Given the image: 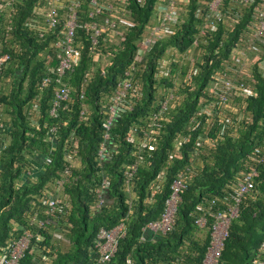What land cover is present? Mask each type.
Returning <instances> with one entry per match:
<instances>
[{
	"label": "trees",
	"instance_id": "1",
	"mask_svg": "<svg viewBox=\"0 0 264 264\" xmlns=\"http://www.w3.org/2000/svg\"><path fill=\"white\" fill-rule=\"evenodd\" d=\"M210 1L179 3L177 19L160 32L150 52L140 55L142 39L156 25L160 0H145L143 5L127 0V23L111 37L103 36L105 41L93 50L79 29L81 61L62 79L71 92L56 117L49 115V109L58 84L42 88L41 83L48 68L58 64L59 29L40 36L26 28V20L42 0L18 1L13 11L7 9L0 20V53L8 56L0 73V252L26 230L32 238L19 264H93L99 229L123 224L125 234L117 252L105 264H203L212 214L228 211V194L237 179L255 169L259 175L254 189L231 219L217 264H252L261 255L264 35L254 49H249V41L263 0L247 4L224 0L218 18L209 11ZM87 13L85 4L81 21ZM192 48L198 54L191 67L183 61ZM132 66L125 99L131 110L114 121L109 158L98 161L107 105ZM218 78L242 83L250 94L238 92L222 101ZM166 100L161 128L139 148L153 114ZM33 105L39 106L38 115L31 111ZM85 107L88 113L81 119ZM50 126L58 129L54 146L46 137ZM128 132L135 136L133 143L126 141ZM71 137L78 139L81 160L57 190L54 181L65 166L64 143ZM136 162V172L126 183V168ZM180 175L185 189L172 230L166 234L143 230L161 219L170 186ZM104 179L108 188L97 209L95 191ZM50 193L69 204L68 215L58 216L53 228L40 230L30 224V216L44 208ZM201 217L203 227L197 225Z\"/></svg>",
	"mask_w": 264,
	"mask_h": 264
},
{
	"label": "built area",
	"instance_id": "2",
	"mask_svg": "<svg viewBox=\"0 0 264 264\" xmlns=\"http://www.w3.org/2000/svg\"><path fill=\"white\" fill-rule=\"evenodd\" d=\"M23 0H0V20L7 9H12L15 2ZM188 0H160L156 6L155 21L156 25L148 30L147 35L142 39L141 48L137 54L143 52H150L154 42L164 32L165 27L177 19L178 6L181 2ZM224 0H211L209 3V11L212 17H219L220 7ZM242 4H247L251 0H238ZM85 2V3H84ZM145 0H136V3L143 5ZM88 7V13L85 19L81 21V14L84 5ZM13 11V9H12ZM129 13L127 0H42L41 5L33 9V14L26 20L25 26L31 31H38L42 36L49 31H57L59 29L60 38L55 42V47L59 50L56 58L58 64L56 67H49L48 74L43 78L42 88L48 87L52 82L58 84L52 92V99L50 101L49 115L52 117L57 116L58 109L62 103L68 101L71 89L63 81V77L80 64L81 54L80 46L76 44L77 33L79 29H83L87 36V41L90 42L91 48L94 49L98 46L99 41L103 40V36L117 33L119 25L127 23L124 15ZM256 21L252 33L250 35L249 49H254L257 45L256 41L264 35V0L256 15ZM9 28H7L8 30ZM1 31V27H0ZM237 55L246 58L243 51H237ZM93 61L98 59L95 53H91ZM8 56L0 53V73L3 65L6 63ZM134 70L133 66L130 70L126 71L125 79L119 84L117 90L111 96L109 104L106 108V118L102 123L103 128V142L97 151L98 161H104L108 158V143L110 141V131L114 121L123 113L129 112L131 107L125 103L126 96L131 89V72ZM162 75V72H160ZM190 75V74H189ZM189 75L187 78H189ZM86 80H90V76H85ZM220 86V99L226 101L227 98L233 94L242 93L243 95L250 94V91L240 83L239 85L233 84L229 79H217ZM82 98V96H81ZM171 98V97H170ZM169 98V99H170ZM168 100L164 101L159 110H157L151 121L148 123V130L143 132V140L140 141L139 148L147 146L148 142L152 141V135L156 129L161 128L160 121L167 108ZM31 111L34 114H39V106L33 105ZM86 107L80 111V118L85 119L87 114ZM58 129L56 126L48 127L46 131L47 141L51 145H55L58 140ZM126 141L129 143L134 142L135 136L133 133H126ZM78 139L71 137L64 143L63 156H64V170L61 178L54 181L55 188L60 190L63 188L66 178L71 175L74 167L80 162ZM113 148L116 145L113 144ZM137 162L127 166L125 171V181L128 183L136 172ZM258 171L253 169L241 177H239L234 184L233 188L228 194L230 207L228 211H216L212 214L214 223L211 228V241L207 249V253L203 260V264H217L218 258L221 254L223 242L228 235L229 225L232 218L237 216L239 206L243 198L254 189L255 180L258 178ZM108 188V181L103 180L100 187L96 189L97 203L95 207L99 209L103 202L104 190ZM185 189L182 176L174 179L170 186V195L165 201V209L161 219L157 222L149 223L143 230L152 234H166L172 230L175 215L177 212V203L180 200V194ZM214 203V202H213ZM212 203V204H213ZM67 203L58 196L50 193L46 196L44 208L36 210L31 213L30 224L36 225L38 229H48L57 225V217H65L68 215ZM42 215L41 217H39ZM205 218L201 217L197 220V225L203 227ZM23 230V229H22ZM124 225L119 224L113 229H99L96 235L95 248L96 257L93 264H105L115 255L118 248L119 240L124 236ZM32 235L26 231H22V235L12 239L8 245L1 249L0 264H19L27 251ZM41 238L39 237V240ZM260 256L256 257L252 264H264V234L259 244ZM42 260L46 261V257L42 256ZM130 264V262L128 261Z\"/></svg>",
	"mask_w": 264,
	"mask_h": 264
},
{
	"label": "rangeland",
	"instance_id": "3",
	"mask_svg": "<svg viewBox=\"0 0 264 264\" xmlns=\"http://www.w3.org/2000/svg\"><path fill=\"white\" fill-rule=\"evenodd\" d=\"M198 54V52L196 51V50H194V48H192L191 50H190V53H189V55H188V57L186 56V58H185V60L183 61L184 63H186V62H189V66H193L194 65V63H195V57H196V55ZM171 55V54H170ZM165 66H166V64H165ZM163 68V67H162ZM176 79H179V77H177ZM34 118V117H33ZM33 121H36V117H35V119L33 120ZM257 241L258 240H255V244L257 243ZM257 245V244H256ZM255 245V246H256Z\"/></svg>",
	"mask_w": 264,
	"mask_h": 264
},
{
	"label": "clouds",
	"instance_id": "4",
	"mask_svg": "<svg viewBox=\"0 0 264 264\" xmlns=\"http://www.w3.org/2000/svg\"><path fill=\"white\" fill-rule=\"evenodd\" d=\"M117 147V146H116ZM112 148H113V146H112ZM116 148H113V150H115ZM109 150V149H108ZM109 158V157H108ZM80 160H81V158H80ZM60 198V197H59ZM62 199V198H61ZM67 203V202H66ZM67 205H68V208H69V204L67 203ZM51 228H53V227H51Z\"/></svg>",
	"mask_w": 264,
	"mask_h": 264
}]
</instances>
